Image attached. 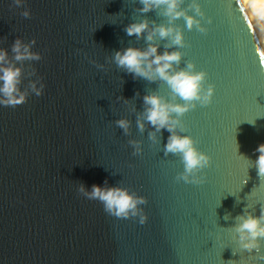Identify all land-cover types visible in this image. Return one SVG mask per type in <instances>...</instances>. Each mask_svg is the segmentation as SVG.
I'll return each instance as SVG.
<instances>
[{"label": "water", "instance_id": "obj_1", "mask_svg": "<svg viewBox=\"0 0 264 264\" xmlns=\"http://www.w3.org/2000/svg\"><path fill=\"white\" fill-rule=\"evenodd\" d=\"M201 3L208 31L184 28L180 66L195 60L216 91L211 104L182 116L212 157L201 171L205 182L193 184L176 179L183 164L164 151L168 130L154 144V126L137 127L144 95L170 97L167 84L134 77L113 60L129 45L147 47L143 36L126 33L128 24L167 17L141 12V0H25L20 7L0 0V46L11 59L17 37L35 38L41 58L19 62L22 87L45 84L40 96L29 91L26 102L0 106V264H251L264 253V246L241 249L229 232L246 206L259 215L264 205L254 164L264 143V53L238 0ZM175 23L183 27L184 19ZM156 42L164 51L167 38ZM121 117L131 121L127 134L115 124ZM105 180L147 197L144 224L109 215L78 192L81 183Z\"/></svg>", "mask_w": 264, "mask_h": 264}, {"label": "clouds", "instance_id": "obj_2", "mask_svg": "<svg viewBox=\"0 0 264 264\" xmlns=\"http://www.w3.org/2000/svg\"><path fill=\"white\" fill-rule=\"evenodd\" d=\"M24 2L25 0H12L17 7ZM141 3V12L156 9L160 15L167 17L168 22L155 23L144 17L128 24L126 33L129 36L135 34L137 38L143 36L148 42L147 47L129 45L117 50L113 60L117 67L126 69L134 77L149 81L161 80L167 84L170 97L161 95L158 91L144 95L145 108L137 117V127L143 131L145 121L154 126L153 131L149 133V138L154 144L159 143L157 133L161 129L168 130L169 136L164 151L166 154L178 155L183 164V171L177 173L176 179L202 184L205 177L201 171L211 164L212 157L198 146L196 137L187 132L182 116L197 107V104H211L216 85L207 82V69L198 68L195 60H188L182 67L180 65L184 58L182 49L186 46L184 28L207 32L208 27L204 21L206 13L201 0H188L186 6V0H141ZM238 6L250 28L256 33L254 39H258L259 44L264 46V0H238ZM30 14L27 8L21 12L23 17H29ZM179 18L184 19L183 27L175 23ZM164 38H167V43L161 52L156 41ZM34 43L35 38L25 42L21 37H17L11 48L14 54L11 59L8 49L0 46V106H17L26 102L29 91L36 96L42 95L45 84L40 79L31 81L29 88L22 87L24 68L19 62L41 58V53L32 49ZM249 123L254 124L255 120H249ZM115 124L127 134L131 121L127 117H121ZM129 143L133 146V155L143 152L140 141L133 139ZM255 151L259 155L254 164L258 175L264 177V143L259 144ZM243 158L247 160V157ZM78 192L88 199L101 202L109 215L118 218L135 217L140 224L147 221V214L142 207L147 203V197L123 183L109 184L105 180L103 183L92 184L90 188L81 183ZM227 218L226 215L225 219ZM235 219L236 223L229 229L232 239L241 249H256L259 252L264 246V205L261 206L259 215L249 212L246 206ZM261 261H264V253L251 264H260Z\"/></svg>", "mask_w": 264, "mask_h": 264}, {"label": "snow or ice", "instance_id": "obj_3", "mask_svg": "<svg viewBox=\"0 0 264 264\" xmlns=\"http://www.w3.org/2000/svg\"><path fill=\"white\" fill-rule=\"evenodd\" d=\"M256 103H257V102H256ZM257 104H258V103H257ZM259 105H260V104H259ZM261 107L264 108V105H261ZM261 116H264V114H262ZM245 183H246V181L244 180V181H243V185H244ZM220 258H221V254H220ZM221 260H222V259H221ZM222 261L224 262V264H227V262H228V261H224V260H222Z\"/></svg>", "mask_w": 264, "mask_h": 264}, {"label": "bare ground", "instance_id": "obj_4", "mask_svg": "<svg viewBox=\"0 0 264 264\" xmlns=\"http://www.w3.org/2000/svg\"><path fill=\"white\" fill-rule=\"evenodd\" d=\"M261 48H262V51H263V53H264V46H261Z\"/></svg>", "mask_w": 264, "mask_h": 264}]
</instances>
